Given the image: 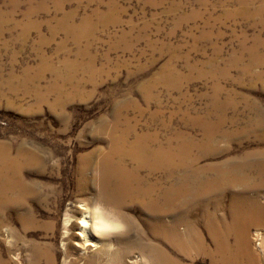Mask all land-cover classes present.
I'll return each instance as SVG.
<instances>
[{
  "label": "rangeland",
  "instance_id": "obj_1",
  "mask_svg": "<svg viewBox=\"0 0 264 264\" xmlns=\"http://www.w3.org/2000/svg\"><path fill=\"white\" fill-rule=\"evenodd\" d=\"M127 119L164 146L192 142L176 174L198 171L206 183L180 215L199 218L210 256L162 246L181 264H223L215 222L226 264H264V187L207 184L232 155L264 160V0H0V162L11 157L0 163L10 179L8 192L0 181V264H105L74 246L67 220L79 200L101 207L95 165L121 133L112 123ZM139 205L126 211L145 232ZM144 252L134 232L124 264H147Z\"/></svg>",
  "mask_w": 264,
  "mask_h": 264
},
{
  "label": "bare ground",
  "instance_id": "obj_2",
  "mask_svg": "<svg viewBox=\"0 0 264 264\" xmlns=\"http://www.w3.org/2000/svg\"><path fill=\"white\" fill-rule=\"evenodd\" d=\"M119 121L112 123L111 127L114 130V132L119 133L120 131L121 133L118 135L114 134V138L110 140L111 142L109 144L108 149L104 151L103 154L101 153L102 155L95 165V169L97 170L95 188L97 189L98 192L97 195H99L96 196L97 198L96 200L97 203L101 205V207H99V205L98 206L94 205L93 207H91V205H89L87 201L84 202V200H79L77 201L78 205L73 210L72 216L69 217L67 220V222L73 220L72 225L73 226L75 225L76 228V231L73 232L74 246L78 247L83 252H86L87 249H91L95 251L94 253H97L96 255L105 258V264H124L123 261L124 252L126 251L128 245L130 244L131 237L135 232L137 240L140 242L144 251L146 252L144 256L146 257L147 264H181V260L179 258L173 256L164 248V246H162L163 243H167L168 246L172 247L176 253H180L183 256L186 255L187 257L189 256L190 259H194L195 254L196 255L205 254L210 256V249L205 245L202 234L198 230L199 228H197L196 226L197 221H194L199 218H193V219L183 218V215H180V211H182V208L184 206L187 205L189 206L191 203L194 202L198 193L197 187L199 185L202 186V184H206L201 174L200 175L198 174V171L197 172L194 170L189 172L184 171L185 173L182 176H177L176 174L178 170L181 169V171H183L189 167L187 161L188 158H186V154L189 155V149L190 147H192L193 143L188 142L186 143V145L184 143H176L174 145H170V147L164 146L157 141V137H155L152 134L153 132H149V131L143 132L142 130L143 133H139L137 132V124L132 123L129 120L121 124ZM204 132L207 137L211 136L212 134L210 133L208 127L204 129ZM130 135L132 140L128 141V137ZM181 137L182 136L180 135V138ZM162 140L164 139L162 138ZM28 152H32V151H28ZM256 153L255 152L243 153V155L240 158H235L232 155L231 156L232 158L229 160L227 158V161H225L224 163L225 168L221 170V172L218 170L219 169L218 168L217 170L219 171V173L212 179L210 178V180L208 181L209 183L207 184H210V186H215L216 184L223 183L225 184V186L227 185L229 189H232L233 187L236 188V186L237 187L240 186L242 187V190L245 189L252 191H254L257 188L264 187V160H259V157ZM3 154L4 153H2L1 155ZM1 155H0V159H2ZM28 155L31 156L30 154ZM9 157L7 158V160L9 159ZM15 158H17V156ZM4 159L6 160V158ZM17 160L16 162H19ZM19 167L16 168L19 169ZM78 169H79L78 172L83 175L86 167L80 165ZM143 170L146 171V175H144L145 177H142L140 175L141 171ZM4 171L2 173L3 176L0 175V181H2L3 178L5 181V179L8 178L9 174H6ZM21 177L22 175L20 176V178ZM4 181H2V183ZM9 181L6 180L4 183V185H6L5 189H7L8 187L7 185H10ZM21 187L23 188V186ZM21 194L23 195V193ZM14 195H16V193ZM20 197L21 195L18 196V198ZM251 198H252V202H251L252 205H251V211L249 217L250 219L247 218L246 220L249 219V222L254 223L256 222L259 216L256 211V208L258 210V204L256 203V198L254 196ZM136 202H138V204L139 203L141 204L138 206L140 213L144 212L146 214L145 217L138 218L140 224L146 230L145 232L140 228L139 225L136 224L137 223L136 220L132 219L131 216L128 215L126 211V210L130 211L131 203H136ZM4 204L7 205L9 204L10 207L16 206L15 204L10 203L9 200L5 201ZM4 206L5 205H3V207ZM18 206L21 207L20 205ZM244 212H246V210ZM22 216L23 214L18 215V219L20 218L23 219ZM203 222L205 224L207 223L206 230L210 232V223H211L210 217H204ZM225 222L227 221L225 220ZM239 225L240 227H242V230H245L246 223L243 222ZM179 226L182 228H179ZM211 226H212L211 230L215 235V253L213 254L214 262L217 260V256L220 255L221 262L223 264H226L227 263L226 253L227 251H229L228 250L229 241L227 244V242L222 240L221 236L218 235L215 222ZM237 227L238 226H236V228ZM225 229L227 230L228 228ZM142 233H147L149 236L152 237V240H150L147 236L142 235ZM258 240H259L258 245L260 246V244H262V239L259 237ZM237 241L239 242L238 239ZM247 244L249 243L247 242ZM118 245L121 246L120 249H116V246ZM233 245H235V243ZM192 253H194V255ZM244 253H246V251ZM41 255L42 254H40V256ZM114 258L118 260V263H114ZM36 261H38V259ZM32 264H36V263H32ZM247 264H251V263H247ZM252 264H254V262H252Z\"/></svg>",
  "mask_w": 264,
  "mask_h": 264
}]
</instances>
